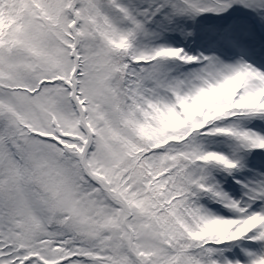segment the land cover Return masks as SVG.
Instances as JSON below:
<instances>
[{
	"label": "snow or ice",
	"instance_id": "snow-or-ice-1",
	"mask_svg": "<svg viewBox=\"0 0 264 264\" xmlns=\"http://www.w3.org/2000/svg\"><path fill=\"white\" fill-rule=\"evenodd\" d=\"M0 264H264V0H0Z\"/></svg>",
	"mask_w": 264,
	"mask_h": 264
}]
</instances>
